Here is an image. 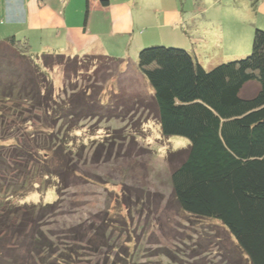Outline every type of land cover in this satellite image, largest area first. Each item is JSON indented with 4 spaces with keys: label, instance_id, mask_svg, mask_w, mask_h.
Returning <instances> with one entry per match:
<instances>
[{
    "label": "trees",
    "instance_id": "16d2710c",
    "mask_svg": "<svg viewBox=\"0 0 264 264\" xmlns=\"http://www.w3.org/2000/svg\"><path fill=\"white\" fill-rule=\"evenodd\" d=\"M250 44L247 55L209 69L188 49L164 44L140 48L134 62L151 91L149 107L161 135L189 140L170 173L172 196L183 212L224 228L239 253L234 264H264V29L254 28ZM30 48L15 36L0 40V264H79L92 253L108 257L109 225L102 231L89 219L83 228H68L65 242L41 225L46 213L60 208L62 190L77 176L63 152H73L71 141L63 135L94 115L75 95L59 102L46 70L76 72L91 62L123 59L57 52L33 57ZM248 83L256 85L251 95L243 92ZM22 105L39 111V127L26 130L34 121L25 119V130L20 128L15 111L22 112ZM4 111L14 115L16 127L5 126ZM8 139L15 141L3 143ZM50 186L58 197L52 203L15 202Z\"/></svg>",
    "mask_w": 264,
    "mask_h": 264
},
{
    "label": "rangeland",
    "instance_id": "374dc122",
    "mask_svg": "<svg viewBox=\"0 0 264 264\" xmlns=\"http://www.w3.org/2000/svg\"><path fill=\"white\" fill-rule=\"evenodd\" d=\"M229 13L223 10L221 16L214 9L205 17L207 14L198 12L192 22L201 33L193 35L199 38L191 42L206 69L218 61L237 58L231 55L243 50L227 38L221 41L212 30L220 24V17L229 20ZM236 16L239 21L246 20L242 13ZM38 50L30 48L33 57L41 54ZM247 50L238 57L247 55L251 44ZM120 58L121 63L91 62L88 70L84 67L76 72L62 66L46 70L59 102L64 104L69 94L75 95L78 104L85 101L84 107L95 116L81 118L76 130L63 135L71 141L73 152L68 154L64 148L63 152L77 176L70 180V187L62 190L60 208L43 217V230L54 240L65 242L68 228H81L89 219L102 231L109 225V256L92 253L79 264H234L239 253L224 228L216 221L183 212L175 202L170 173L183 156L178 151L186 148L189 140L161 135L149 107L151 91L131 62L136 56ZM16 62L23 65L21 60ZM255 89L254 83H248L243 92L251 95ZM21 109L22 112L15 111L21 114L17 118L21 129L25 119L34 121L26 130L41 125L34 118L39 111H32L29 105H22ZM4 113L9 119L5 126L16 127L14 115L10 111ZM58 125L61 129L66 126L62 122ZM15 139L3 143L12 144ZM57 198L55 188L50 186L15 202L45 204Z\"/></svg>",
    "mask_w": 264,
    "mask_h": 264
},
{
    "label": "crops",
    "instance_id": "0c3cea01",
    "mask_svg": "<svg viewBox=\"0 0 264 264\" xmlns=\"http://www.w3.org/2000/svg\"><path fill=\"white\" fill-rule=\"evenodd\" d=\"M214 9L221 16L226 9L232 15L229 20L220 17L212 28L221 41L227 38L243 49L232 57L248 49L255 27L264 29V0H0V39L15 36L40 52L72 57H133L145 46L174 45L202 63L191 42L201 33L193 23L196 13L207 17ZM240 13L246 20L237 19Z\"/></svg>",
    "mask_w": 264,
    "mask_h": 264
}]
</instances>
